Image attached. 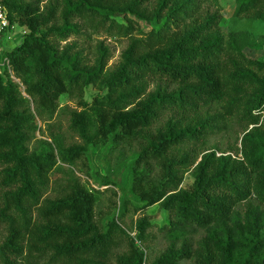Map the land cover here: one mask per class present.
<instances>
[{"label":"trees","instance_id":"trees-1","mask_svg":"<svg viewBox=\"0 0 264 264\" xmlns=\"http://www.w3.org/2000/svg\"><path fill=\"white\" fill-rule=\"evenodd\" d=\"M234 1L235 23L264 24V0ZM1 3L10 26L28 30L17 47L0 54L1 263L49 257L59 264H108L124 237L129 250L116 254L117 264H144L137 242L150 225L146 219L139 220L135 238L116 219L98 226L96 196L73 173L59 196L44 197L59 162L73 166L100 142L114 148L137 142L127 165L136 209L160 203L173 216L165 229L170 246L154 264H264V60L246 57V48L257 47L244 32L225 36L221 16L201 17L200 0ZM88 31L128 39L114 69L103 44L93 62L76 44L60 46ZM169 85L175 89L168 91ZM89 87L98 90L92 101L85 100ZM63 95L79 100L82 111L72 113L70 127L84 144L67 147L54 137L31 150L38 130L32 103L39 115L52 114ZM213 105L218 113H201ZM165 113L170 118L154 129ZM234 118L245 124L241 158L204 154L192 186L180 189L187 166L196 163L186 145L205 143L225 128L220 121ZM196 230L205 235L193 246L189 236Z\"/></svg>","mask_w":264,"mask_h":264},{"label":"rangeland","instance_id":"rangeland-1","mask_svg":"<svg viewBox=\"0 0 264 264\" xmlns=\"http://www.w3.org/2000/svg\"><path fill=\"white\" fill-rule=\"evenodd\" d=\"M39 1H41L42 7H45L49 2H53V0ZM200 3L202 5L201 17H204L206 14L221 16L220 27L222 33L228 36L233 30L235 32H244L257 47V49L246 48V57L251 60H264V24L254 22L252 25H247L244 20H239L235 23L232 19L235 9L234 0H200ZM27 32V28L15 25L12 31L4 37L0 45V54L17 47ZM87 34V36L69 35L65 41L60 43V46L64 47L66 44H76L88 56L89 60L93 62L98 45L103 44L109 49L111 55L108 67L109 69H114L121 61L122 53L128 47V39L118 35L116 32L101 31L93 33L88 31ZM0 72H3L2 66H0ZM15 81L20 84L23 95L27 97L20 80L15 78ZM156 84L155 82L150 84L149 93L155 90ZM174 89L175 85H169L168 91ZM96 94H98L96 88H87L85 100L92 101V98ZM31 107L36 116V124L38 126L37 132L32 135L28 143L31 150L38 147L41 140L52 142L54 137H59L67 147L84 144L83 139L70 127L72 113L82 111L77 98L68 95L61 96L59 107L52 114L45 112L39 115L33 103ZM219 111V106L213 105L212 107L202 108L201 113L203 115H205L204 112L215 115ZM170 116V113H165L161 120L155 124L154 129L162 127ZM261 123L264 124V115ZM219 124H224L225 128L219 133L208 136L205 143L190 142L186 145L185 149L192 151V158H195L196 163L187 166V169L183 173L184 179L180 189H189L192 186L194 181L192 172L204 154L216 151L218 155H230L233 158H241L239 149L245 133L244 122L239 121L238 118H234L230 121H220ZM138 150L139 144L137 142L131 145H121L117 148H114L111 142L106 144L100 142L98 145H92L73 166L63 164L62 162L58 163L56 170L51 175L49 188L44 197L53 199L59 196L66 186L69 175L73 173L80 183L96 196L94 214L95 222L98 226L104 227L108 222L116 219L117 223L130 236L135 238L138 234L137 225L139 220L146 219L150 223L143 235V240L138 241L137 246L144 251V264H154L156 258L170 246L171 240L167 236L165 229H167V222L173 216L169 212L164 211L160 203L142 211L136 209L135 196L130 191L127 165L131 156ZM2 168L0 165V171ZM155 173L158 175V170ZM125 199H128L127 210L121 215L120 206ZM238 209H244V205L241 204ZM204 235L205 233L202 230L193 231L189 236L190 243L195 246V243ZM4 237L5 231L3 228H0V244L3 242ZM177 246L179 247L180 244ZM128 250L127 240L121 237V246L114 252L108 264H117L116 254L123 255ZM49 259V257L37 259L34 264H59L58 262H51ZM19 261L27 264L26 261L20 259ZM0 264L3 263L0 261ZM180 264H194V262L192 260H185Z\"/></svg>","mask_w":264,"mask_h":264},{"label":"built area","instance_id":"built-area-1","mask_svg":"<svg viewBox=\"0 0 264 264\" xmlns=\"http://www.w3.org/2000/svg\"><path fill=\"white\" fill-rule=\"evenodd\" d=\"M14 27L10 26L7 9L2 5L0 0V45L4 37L9 34Z\"/></svg>","mask_w":264,"mask_h":264}]
</instances>
